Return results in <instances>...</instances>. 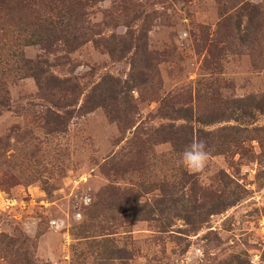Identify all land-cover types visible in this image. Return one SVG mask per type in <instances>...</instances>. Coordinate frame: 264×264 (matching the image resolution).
Wrapping results in <instances>:
<instances>
[{
	"label": "rangeland",
	"instance_id": "1",
	"mask_svg": "<svg viewBox=\"0 0 264 264\" xmlns=\"http://www.w3.org/2000/svg\"><path fill=\"white\" fill-rule=\"evenodd\" d=\"M245 1L0 0V264H264V112L245 105L264 102V0L244 29Z\"/></svg>",
	"mask_w": 264,
	"mask_h": 264
},
{
	"label": "trees",
	"instance_id": "2",
	"mask_svg": "<svg viewBox=\"0 0 264 264\" xmlns=\"http://www.w3.org/2000/svg\"><path fill=\"white\" fill-rule=\"evenodd\" d=\"M245 5L249 9L243 15V16H245L247 23L245 26H243L242 25V19H240L239 25H238L239 27H243L244 29L246 27H248V25H251L252 22H254L259 17V15L261 14V10L259 9V6L257 4L251 3L250 0H246ZM54 28H55V26L51 22H45L42 26L43 32L52 31V30H54ZM46 40L47 39L45 37V38L39 39L38 42H41V43L43 42V44H48V41H46ZM30 44H33V42L27 43V45H30ZM36 72H39V71H34V76L38 82L40 75ZM254 100H255V98L250 97V98H248V101H250V102L249 103L247 102V104L245 103V101H246L245 98L238 99V100H236V102H241L243 104L245 103L246 106H254V107L258 108L260 111L264 112V102L253 103ZM178 116H180L179 118H183L185 120L192 119V117H193L192 109H185L184 115H178ZM218 118H220V117L217 113H210V114L206 115V119L204 121H200V122L203 124H208V123L214 122V120H217ZM198 120H201L200 117ZM169 126L173 127V125H169ZM185 127H186L185 125H182V126H179L173 130H170L167 133L168 137H166V138L171 142V144L174 147H176L177 143L181 144V143H183V141L186 140L187 135L184 133ZM198 132L199 133H205V131H202L201 129ZM209 133H211V132H209ZM211 206H213V208L210 209L209 213H216L219 210H221V207H217L216 203L211 205Z\"/></svg>",
	"mask_w": 264,
	"mask_h": 264
},
{
	"label": "clouds",
	"instance_id": "3",
	"mask_svg": "<svg viewBox=\"0 0 264 264\" xmlns=\"http://www.w3.org/2000/svg\"><path fill=\"white\" fill-rule=\"evenodd\" d=\"M210 153L208 151L207 143L203 139L193 140L191 144L187 145L182 154L181 162L184 167L193 172H201L207 165ZM194 258L203 264L204 250L196 248L193 251Z\"/></svg>",
	"mask_w": 264,
	"mask_h": 264
}]
</instances>
